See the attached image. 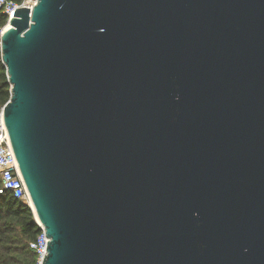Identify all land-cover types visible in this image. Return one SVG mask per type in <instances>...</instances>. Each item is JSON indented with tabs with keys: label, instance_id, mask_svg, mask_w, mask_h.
Here are the masks:
<instances>
[{
	"label": "water",
	"instance_id": "water-1",
	"mask_svg": "<svg viewBox=\"0 0 264 264\" xmlns=\"http://www.w3.org/2000/svg\"><path fill=\"white\" fill-rule=\"evenodd\" d=\"M7 22L41 264H264V0H36Z\"/></svg>",
	"mask_w": 264,
	"mask_h": 264
},
{
	"label": "trees",
	"instance_id": "trees-1",
	"mask_svg": "<svg viewBox=\"0 0 264 264\" xmlns=\"http://www.w3.org/2000/svg\"><path fill=\"white\" fill-rule=\"evenodd\" d=\"M6 22L7 16L0 10V28ZM9 98L10 85L0 52V108ZM40 232L30 207L24 201L15 198L10 191L0 193V264H35L37 255L29 244Z\"/></svg>",
	"mask_w": 264,
	"mask_h": 264
},
{
	"label": "built area",
	"instance_id": "built-area-1",
	"mask_svg": "<svg viewBox=\"0 0 264 264\" xmlns=\"http://www.w3.org/2000/svg\"><path fill=\"white\" fill-rule=\"evenodd\" d=\"M29 0H22L17 2L15 0H0V10L7 16L8 19L12 16L16 8L25 7ZM34 5V2L31 6ZM10 191L12 195L24 201L30 207V198L25 187L24 181L19 171V167L14 158L13 152L10 147L8 133L3 124V107L0 108V193ZM41 232L37 238L30 242L29 247L36 255V263L41 264L44 255L46 254V245L48 238L43 227L36 221Z\"/></svg>",
	"mask_w": 264,
	"mask_h": 264
},
{
	"label": "bare ground",
	"instance_id": "bare-ground-1",
	"mask_svg": "<svg viewBox=\"0 0 264 264\" xmlns=\"http://www.w3.org/2000/svg\"><path fill=\"white\" fill-rule=\"evenodd\" d=\"M35 1H36V0H29V1H28V4L30 5V7H32L31 5L33 4V2L35 3ZM7 25H8V24H7ZM7 25H6V27H7ZM29 204H30V206L32 205L31 202H30Z\"/></svg>",
	"mask_w": 264,
	"mask_h": 264
},
{
	"label": "rangeland",
	"instance_id": "rangeland-1",
	"mask_svg": "<svg viewBox=\"0 0 264 264\" xmlns=\"http://www.w3.org/2000/svg\"><path fill=\"white\" fill-rule=\"evenodd\" d=\"M7 24H8V22H6L5 25H4L3 27L0 28V34H1V32L3 31V29L6 27ZM14 224H15V226L18 227V224H16V223H14Z\"/></svg>",
	"mask_w": 264,
	"mask_h": 264
}]
</instances>
